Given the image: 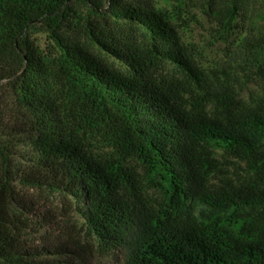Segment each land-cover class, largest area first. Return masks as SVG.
<instances>
[{
	"label": "trees",
	"instance_id": "obj_1",
	"mask_svg": "<svg viewBox=\"0 0 264 264\" xmlns=\"http://www.w3.org/2000/svg\"><path fill=\"white\" fill-rule=\"evenodd\" d=\"M202 6L240 35L208 73L155 0H0V264H81L68 240L24 243L30 190L71 198L121 264H264V86L242 96L264 0Z\"/></svg>",
	"mask_w": 264,
	"mask_h": 264
},
{
	"label": "rangeland",
	"instance_id": "obj_2",
	"mask_svg": "<svg viewBox=\"0 0 264 264\" xmlns=\"http://www.w3.org/2000/svg\"><path fill=\"white\" fill-rule=\"evenodd\" d=\"M205 1V0H204ZM218 5L222 0H214ZM203 0H155L159 9L167 10L174 18L186 43L197 47V64L203 72L224 66L237 48L239 29L228 33L221 31L213 18L203 10ZM33 38L41 50L52 51V40L44 30H35ZM264 76H258L242 92L243 97L262 91ZM5 94H2L4 96ZM225 170L216 173V179L244 173L245 164L240 161L225 162ZM34 201L33 211L27 214L28 227L24 235L27 245L53 243L68 240L75 246V256L81 264H121V251L105 254L99 251L95 239L87 231L76 214V204L71 198L30 190L26 192Z\"/></svg>",
	"mask_w": 264,
	"mask_h": 264
}]
</instances>
